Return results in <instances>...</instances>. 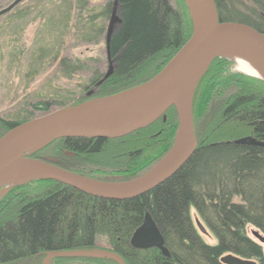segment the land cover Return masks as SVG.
<instances>
[{"label": "trees", "instance_id": "16d2710c", "mask_svg": "<svg viewBox=\"0 0 264 264\" xmlns=\"http://www.w3.org/2000/svg\"><path fill=\"white\" fill-rule=\"evenodd\" d=\"M213 1L221 23L244 24L264 35V0ZM175 2L176 6L171 0H119L121 23L111 42L113 72L90 99L125 93L146 83L185 45L193 34V22L185 1ZM111 6L104 8L105 16ZM103 31L104 27L99 34ZM234 65L226 57L208 64L191 101L196 149L173 175L147 193L106 200L45 179L11 188L0 199V264H40L49 252L91 251L101 237L107 240V251L125 264H222L226 255L264 264L262 244L246 233L251 227L264 236V146L234 143L243 137L264 143V82L231 72ZM83 67L80 61L67 58L58 63L66 79ZM105 73L93 71L85 89L96 85ZM86 100H70L59 110L78 107ZM32 110L47 115L52 106L40 102ZM33 111L14 121L0 118V138L35 119ZM177 130L176 113L170 108L149 127L124 138L61 139L28 157L44 160L50 154L60 168L92 179L97 168L99 173L132 175L149 153V165L161 159L174 144ZM191 210L215 245L203 241ZM146 213L160 231L170 258H163L157 249L130 246ZM66 260L70 259L53 261ZM71 260L115 264L106 259Z\"/></svg>", "mask_w": 264, "mask_h": 264}, {"label": "water", "instance_id": "95a60500", "mask_svg": "<svg viewBox=\"0 0 264 264\" xmlns=\"http://www.w3.org/2000/svg\"><path fill=\"white\" fill-rule=\"evenodd\" d=\"M23 1L14 0L6 8L0 10V17L9 13ZM184 1L193 21V34L155 77L125 93L114 94L110 97L92 101H107L122 94L135 92L133 97L113 114L94 116L80 112L81 108L87 104L85 103L78 107L73 106V108L61 109L43 117L29 120L9 130L0 138V181L7 171L18 166L30 169L38 174L39 177L34 180L57 181L95 198L128 200L147 193L168 179L170 175H173L196 149L191 116L190 120L186 122L180 100L183 98L196 72V68L199 67L206 56L219 47L226 45L236 47L255 64L257 75L248 77H253L264 82V35L244 24L221 23L218 20V16H216L217 11L213 0ZM118 6L119 0H113L109 23L105 31L104 53L106 54L108 66L103 79L96 86L102 85L113 72V62H115V59H112L111 55V42L116 27L121 23L117 15ZM205 69H207V66ZM170 108H174L178 120V130L173 143L174 145L176 144L178 136H183L188 147L187 152L173 166L160 174V176L141 185L136 190L130 191V193H117L89 186L84 182H91L88 178L85 179L72 172L55 167L48 159L35 160L28 157L51 142L61 139L117 140L124 138L149 127L162 118ZM234 143L241 146H264V143L251 137L236 139ZM148 174L137 180L144 179ZM143 217L142 226L137 227L130 238V246L136 250L157 249L163 258H170L168 250L164 247L163 237L151 216L146 213ZM199 229L201 232H204L201 226H199ZM250 234L256 241L264 245V237L259 232L251 231ZM83 258L106 259L115 264H125L117 254L96 249L91 251L49 252L41 264H47V262L54 259L71 260ZM221 263L255 264L254 262L245 261L232 255L223 257Z\"/></svg>", "mask_w": 264, "mask_h": 264}, {"label": "rangeland", "instance_id": "374dc122", "mask_svg": "<svg viewBox=\"0 0 264 264\" xmlns=\"http://www.w3.org/2000/svg\"><path fill=\"white\" fill-rule=\"evenodd\" d=\"M13 1L0 0V10L6 8ZM112 2L113 0H24L9 13L0 17V118L2 120H17L32 112V106L40 102L49 103L52 106V113L58 111L63 103L73 99H88L81 105L96 100L90 99L91 96L84 95L87 90L92 88L85 89V87H87L86 84L93 71L99 70L101 73L107 71L108 64L104 53L105 31L107 30L111 11L110 14L105 16L104 8L109 3L112 5ZM171 3L176 6L175 0H171ZM102 27H104V31L99 34ZM52 58L56 59L52 60ZM63 58H67L72 62L80 61L84 67L74 76L66 79L61 76L62 74L58 68V63ZM234 63V67L230 69L231 72L246 75L240 72L237 69L236 62ZM193 91L189 110L192 124L191 101ZM197 97H200V93L197 94ZM33 112L35 119L44 116L39 111ZM173 145L154 164L149 165L150 161L148 162V159L151 160L152 155L150 153L146 155V158L143 159L144 165L137 170L138 172H133L132 175L129 174L130 176L127 174H112L108 171L106 173L105 170H103V173H99V169H96V166L92 164L90 166L94 168L91 170L96 169L92 175L96 179L90 178L91 176L83 178L98 183L118 185L119 183L137 180L151 172L158 163L163 161L169 155ZM49 155L44 157L54 158ZM33 181L35 180L27 183ZM13 187H0V199ZM190 214L203 241L207 245H215L216 240L204 227L196 213L191 210ZM199 226L204 229V232L200 231ZM251 231L256 230L248 227L246 233L253 238L250 234ZM262 247L264 253L263 244ZM108 249L109 246L105 238L101 237L96 240V250L107 251ZM44 258L40 260L43 261ZM47 264L91 263L80 262V260L59 262L51 260Z\"/></svg>", "mask_w": 264, "mask_h": 264}, {"label": "bare ground", "instance_id": "6f19581e", "mask_svg": "<svg viewBox=\"0 0 264 264\" xmlns=\"http://www.w3.org/2000/svg\"><path fill=\"white\" fill-rule=\"evenodd\" d=\"M216 56H225L234 61H236L237 69L245 73L248 76H256V67L254 62L241 50L233 46H223L214 49L211 51L206 58L200 63L199 67L196 68V72L183 96L180 100L184 119L186 122L190 120V100L191 94L194 89V86L205 70L208 63ZM135 92H131L129 94H122L117 96L116 98L107 101H96L90 102L84 105L81 108L80 112L88 113L89 115L99 116V115H106V114H113L119 108L125 105L134 95ZM172 151L169 155L161 161L149 174L147 177L141 180H137L134 182H126L121 184H108V183H98V182H89L84 181L87 185L99 188L106 191H112L117 193H127L133 190H136L141 185L148 183L149 181L153 180L154 178L160 176V174L164 173L168 170L171 166H173L184 154L187 152V144L183 136H178L177 141L175 142ZM39 177L38 174L31 171L30 169L23 168V167H13L9 171H7L6 175L0 181V187L7 186L13 187L19 184H24Z\"/></svg>", "mask_w": 264, "mask_h": 264}, {"label": "flooded vegetation", "instance_id": "af4514ba", "mask_svg": "<svg viewBox=\"0 0 264 264\" xmlns=\"http://www.w3.org/2000/svg\"><path fill=\"white\" fill-rule=\"evenodd\" d=\"M99 86H96V85H94L91 89H89V90H87L85 93L86 94H84L85 96H93L94 94H96L98 91H96L95 89L96 88H98ZM45 159H48V160H50L52 163H53V165L55 166V167H59L58 165V161L56 160V159H54V158H45ZM44 159V160H45ZM60 168V167H59ZM62 169V168H61ZM65 170V169H64Z\"/></svg>", "mask_w": 264, "mask_h": 264}]
</instances>
